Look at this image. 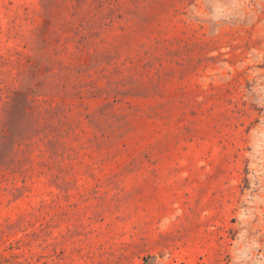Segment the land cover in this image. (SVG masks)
Returning <instances> with one entry per match:
<instances>
[{
    "label": "rangeland",
    "instance_id": "rangeland-1",
    "mask_svg": "<svg viewBox=\"0 0 264 264\" xmlns=\"http://www.w3.org/2000/svg\"><path fill=\"white\" fill-rule=\"evenodd\" d=\"M0 264H264V0H0Z\"/></svg>",
    "mask_w": 264,
    "mask_h": 264
}]
</instances>
